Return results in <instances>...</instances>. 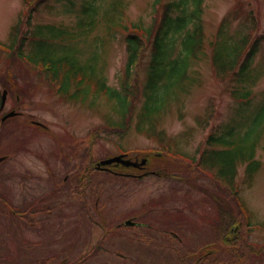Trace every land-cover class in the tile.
<instances>
[{
    "label": "rangeland",
    "instance_id": "1",
    "mask_svg": "<svg viewBox=\"0 0 264 264\" xmlns=\"http://www.w3.org/2000/svg\"><path fill=\"white\" fill-rule=\"evenodd\" d=\"M29 1L0 0V43L11 44L14 36L19 40L38 25L68 28L79 35L84 30L76 26L84 16L82 5L93 0ZM95 1L99 5L92 29L69 43L59 39L33 43L34 53L67 54L77 63L94 64L106 84L121 91L127 61L123 26L151 25L159 16L158 3ZM114 1H119L117 8H113ZM203 10L205 44L192 64L195 82L155 114L156 128L161 130L158 138L136 130L143 95L134 101L129 127L119 132L111 125L121 120L113 99L97 96L95 106L90 104L91 96L86 102L64 99L25 59L11 57L0 48V75L13 64L9 68L25 114L0 127V148L7 149L10 140L16 139V153L0 164V264H175L184 255L188 264H195L208 250L213 253L196 264H264V258L258 259L249 250L264 245V123L258 132L252 130L254 113L264 101V0H204ZM221 25L229 40L248 32L253 38L262 37L249 81L239 83L216 75L212 43L219 40ZM13 33L17 35L12 37ZM29 47L26 53L31 52ZM148 58L136 70L137 79L144 78ZM242 89L250 90L248 99L234 95ZM11 103L12 99L7 100L4 111ZM29 116L46 129L30 124L19 128L30 122ZM14 126L17 130L12 132ZM248 127L253 144L257 138L254 159L261 164L251 185L240 188L236 199L245 208L251 230L247 232L240 217L241 223L230 229L240 230L242 237L227 242L221 218L228 211L220 205L234 214L233 195L189 161L199 158L209 135L223 136L231 130L229 138H236L245 136ZM165 146H169L168 157L146 152L166 150ZM122 151L127 152L125 159L147 162V169L134 168V173L149 172L132 178L91 168L95 161ZM224 155L213 153L210 158L220 160ZM240 163L238 180L245 177L246 163ZM121 164L113 166L114 171L131 172L122 171ZM210 172L216 173V168ZM17 207L26 213L13 212ZM130 217L141 225H122ZM233 248L244 250V263L236 257L233 263L229 261ZM90 251V257H82Z\"/></svg>",
    "mask_w": 264,
    "mask_h": 264
},
{
    "label": "trees",
    "instance_id": "2",
    "mask_svg": "<svg viewBox=\"0 0 264 264\" xmlns=\"http://www.w3.org/2000/svg\"><path fill=\"white\" fill-rule=\"evenodd\" d=\"M203 2L204 0H157L159 16L155 17L151 25L133 23L131 27L123 26L127 30L125 36L127 61L121 91L107 85L94 64L86 66L77 63L73 57L67 54L51 55L45 52L42 55H37L34 53L33 43L41 42V40L47 42L53 39L69 43L81 38L82 33L92 29L95 25V18L98 14L97 6L99 5L95 0L82 5L84 16L79 18L76 26L78 29L83 27L84 30H81L79 35L68 28L38 25L19 40H17V36H14L17 33H13L11 36H14L15 41L12 39L11 44L1 43V45L9 50L11 57L25 59L33 69L41 73L44 80L54 86L56 92L64 99L86 102L91 96L90 104L92 106L96 105L95 98L97 96L106 95L109 100L113 99L115 102L113 109L120 115L121 120L119 122L111 121V125H114V129L119 132H125L129 127L135 108L134 101L143 95L144 100L138 112L136 130L146 133L149 137L158 138L161 136V130L158 132L156 128L157 117L155 114L162 109L166 102L176 99L180 93H186L195 82V78L191 77L192 64L198 59L199 53L203 52L205 44ZM118 3L119 1H114L113 8H117ZM32 8L30 11L33 10ZM17 25L18 29L21 28L20 23ZM217 35L219 36L217 40H219L212 43L211 58L216 75L223 80L229 77L239 83L249 81L251 65L259 50L262 37L253 38L248 32L237 40H229L226 38L222 25ZM17 41H20L19 44ZM15 44L17 45L15 46ZM29 44V48L32 50L26 53ZM147 55L149 58L147 65L143 68L144 78L137 79L136 70L144 64L143 59ZM9 67L5 74L0 75V83L3 86L10 84L13 78L12 67ZM233 93L245 100L248 99L250 90H236ZM252 122V130L256 129L258 132L264 123V101L255 111ZM252 130L248 127L243 133L245 136L236 138H229V135H232L231 130L225 131L223 136L209 135L207 147L200 151L199 158L196 160L191 157L189 161V164H193L198 170L202 169L209 173H211V168H216L217 172L211 173L213 180L218 181L220 186L222 185L233 195L237 209L234 214L230 208L225 207L222 203L220 205L222 209L225 208V211H228L225 212L226 214L224 213L225 218H221L223 219L221 222L224 224L221 229L227 242L242 237L240 230L234 232L230 229L234 227L233 225L241 223L239 218H243L245 213L244 207L236 199V194L244 185H251L254 174L261 164L259 160L254 159L257 138L253 144L249 136ZM214 146L218 148H214ZM218 152L225 154L223 159L222 156L220 160L210 158L211 154ZM167 162L171 161L167 160ZM238 162L246 163L245 177L240 180L235 178ZM120 167L122 171H128L127 168ZM221 229L220 231H222ZM230 250L231 259L229 261L231 263L234 262L233 258L235 257L236 261L244 263L246 258L244 250L238 251L236 248ZM249 250H251V254L258 256V259L264 258V245L260 248L251 247ZM203 256L204 254H200L196 263L200 262ZM226 263L228 261H224L223 264ZM175 264H188L187 256L179 257Z\"/></svg>",
    "mask_w": 264,
    "mask_h": 264
},
{
    "label": "flooded vegetation",
    "instance_id": "3",
    "mask_svg": "<svg viewBox=\"0 0 264 264\" xmlns=\"http://www.w3.org/2000/svg\"><path fill=\"white\" fill-rule=\"evenodd\" d=\"M0 87L1 90H0V127H5L6 123L8 122V120L10 119H15V118H23L25 116L24 112L20 110V107L22 105V100L19 99L20 95L16 93V91L18 90V87H17V83H16V79L13 77L12 80H11V83L8 84V85H5L3 86L1 83H0ZM5 92V102H4V105L3 107H1V95L2 93ZM9 99H12V103L11 105L9 106V108L7 110L4 111V109L6 108V104H7V100ZM12 111H15L16 114L12 117H6L4 118L9 112H12ZM30 117V122H28V120H26L23 124H19V128H26L28 127V125H33V124H36L38 126H41L45 129V125L37 120H34L31 116ZM14 130H17V127L14 126L12 132ZM1 131V130H0ZM4 131V130H3ZM1 135V133H0ZM16 141V139H11L9 144H7V149H6V146L5 147H2L0 148V164L1 163H4L8 158L9 156L11 155H14V153H16V150L14 148V142ZM26 141V140H24ZM3 149H6L7 151H3ZM96 163V162H95ZM92 247H96V244H93Z\"/></svg>",
    "mask_w": 264,
    "mask_h": 264
},
{
    "label": "water",
    "instance_id": "4",
    "mask_svg": "<svg viewBox=\"0 0 264 264\" xmlns=\"http://www.w3.org/2000/svg\"><path fill=\"white\" fill-rule=\"evenodd\" d=\"M4 102H5V92H4L3 95H2L1 107H3ZM15 114H16V112H15V111H12V112L8 113L4 118L9 117V116H13V115H15ZM114 161H116V162H121V163L126 164V165L131 164V162H130L129 160H124V159H122L121 156H117V157H113V158H109V159H106V160H101V161H99V162L97 163V167H98V168H101V167H103V166H105V165H107V164H111V163L114 162ZM125 223H126V224H131L132 221H131V220H128V221H126Z\"/></svg>",
    "mask_w": 264,
    "mask_h": 264
}]
</instances>
